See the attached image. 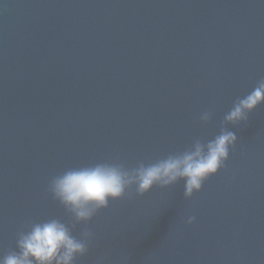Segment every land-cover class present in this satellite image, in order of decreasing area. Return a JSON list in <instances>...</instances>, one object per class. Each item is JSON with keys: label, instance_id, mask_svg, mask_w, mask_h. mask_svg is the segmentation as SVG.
<instances>
[{"label": "water", "instance_id": "1", "mask_svg": "<svg viewBox=\"0 0 264 264\" xmlns=\"http://www.w3.org/2000/svg\"><path fill=\"white\" fill-rule=\"evenodd\" d=\"M261 78L264 0H0V256L58 218L92 233L73 264H264V103L223 121ZM221 125L236 142L191 197L183 180L132 186L76 223L48 189L68 169L181 153Z\"/></svg>", "mask_w": 264, "mask_h": 264}, {"label": "clouds", "instance_id": "2", "mask_svg": "<svg viewBox=\"0 0 264 264\" xmlns=\"http://www.w3.org/2000/svg\"><path fill=\"white\" fill-rule=\"evenodd\" d=\"M261 103H264V78L247 95L233 102L223 121L232 124L244 121ZM210 119V112L201 113L202 122ZM236 139L233 131L221 125L214 138L206 142L197 138L181 153L149 164L140 162L130 170L122 164L105 162L68 169L54 176L48 189L76 223L90 220L99 209L108 206L110 199L123 197L126 189L132 186L137 195H143L153 186L164 188L183 180V194L188 198L224 165ZM194 219L188 216L186 223L191 224ZM91 236L92 233L84 229L77 238L68 224L58 218L35 222L29 230L17 234V251L0 256V264H73L77 255L87 251L86 242Z\"/></svg>", "mask_w": 264, "mask_h": 264}]
</instances>
